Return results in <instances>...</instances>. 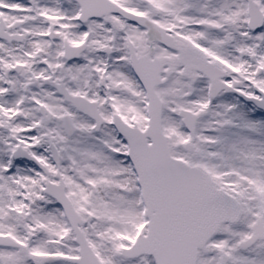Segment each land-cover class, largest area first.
Masks as SVG:
<instances>
[{
  "label": "snow or ice",
  "instance_id": "snow-or-ice-1",
  "mask_svg": "<svg viewBox=\"0 0 264 264\" xmlns=\"http://www.w3.org/2000/svg\"><path fill=\"white\" fill-rule=\"evenodd\" d=\"M0 264H264V0H0Z\"/></svg>",
  "mask_w": 264,
  "mask_h": 264
}]
</instances>
